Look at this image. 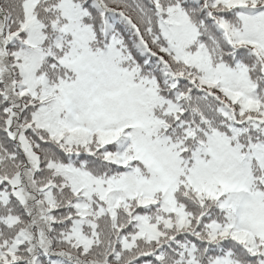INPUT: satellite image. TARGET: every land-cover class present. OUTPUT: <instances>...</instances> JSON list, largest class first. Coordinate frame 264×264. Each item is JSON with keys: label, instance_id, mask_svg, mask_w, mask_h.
<instances>
[{"label": "snow or ice", "instance_id": "6c2138e0", "mask_svg": "<svg viewBox=\"0 0 264 264\" xmlns=\"http://www.w3.org/2000/svg\"><path fill=\"white\" fill-rule=\"evenodd\" d=\"M0 264H264V0H0Z\"/></svg>", "mask_w": 264, "mask_h": 264}]
</instances>
